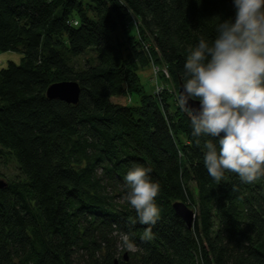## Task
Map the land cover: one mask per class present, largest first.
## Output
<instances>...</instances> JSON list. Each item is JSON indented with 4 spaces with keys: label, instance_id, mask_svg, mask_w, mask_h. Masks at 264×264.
Returning <instances> with one entry per match:
<instances>
[{
    "label": "trees",
    "instance_id": "trees-1",
    "mask_svg": "<svg viewBox=\"0 0 264 264\" xmlns=\"http://www.w3.org/2000/svg\"><path fill=\"white\" fill-rule=\"evenodd\" d=\"M234 15L233 0H0V51L23 56L0 70V162L18 170L0 168V264H264V176L212 178L214 138L140 78L164 67L182 83L189 47ZM65 81L78 104L47 97ZM128 94L137 106L113 101ZM134 164L160 184L151 239L125 198Z\"/></svg>",
    "mask_w": 264,
    "mask_h": 264
},
{
    "label": "clouds",
    "instance_id": "clouds-1",
    "mask_svg": "<svg viewBox=\"0 0 264 264\" xmlns=\"http://www.w3.org/2000/svg\"><path fill=\"white\" fill-rule=\"evenodd\" d=\"M233 7L234 19H218L213 38L201 35L189 47L178 103L194 137L214 138L203 145L208 174L219 181L230 171L251 184L264 176V0H233ZM150 173L134 164L123 176L128 204L149 226L143 239L160 217V184Z\"/></svg>",
    "mask_w": 264,
    "mask_h": 264
},
{
    "label": "rangeland",
    "instance_id": "rangeland-1",
    "mask_svg": "<svg viewBox=\"0 0 264 264\" xmlns=\"http://www.w3.org/2000/svg\"><path fill=\"white\" fill-rule=\"evenodd\" d=\"M122 37H123L122 31L116 32L112 36L113 42L117 44L118 41L123 40ZM22 58L23 56L19 53L0 51V70L6 68L10 62L20 65L22 63ZM165 69L166 72H163V74L161 75L162 77L161 76L159 77L160 79L158 80V82L160 88H164L173 95L170 100H171L172 109H175L176 107L179 106L178 103L179 83L173 79L169 70L167 68ZM154 71H155L154 67L145 68L140 71L141 83L144 85L145 89L150 93L156 92L157 89V85L153 83V80L156 79ZM139 97L136 96L134 97L128 94L127 96L113 97V101L125 105L128 104L129 106H137V104L140 102L139 100L141 99V96ZM6 162L7 164H4ZM6 162L4 160L0 162L1 171L5 176L2 177L4 182H7L6 179L12 178L18 173L17 167L11 159Z\"/></svg>",
    "mask_w": 264,
    "mask_h": 264
},
{
    "label": "water",
    "instance_id": "water-1",
    "mask_svg": "<svg viewBox=\"0 0 264 264\" xmlns=\"http://www.w3.org/2000/svg\"><path fill=\"white\" fill-rule=\"evenodd\" d=\"M182 83H179L178 98L181 92ZM81 94L80 85L74 81H65L52 84L47 90V97L49 99H56L66 102L68 104L76 105L79 102ZM190 106L198 107L199 101H189ZM4 184L0 182V188H3ZM173 209L176 214L180 216L186 223L189 229L192 228L195 213L189 209L185 204L177 202L173 204Z\"/></svg>",
    "mask_w": 264,
    "mask_h": 264
},
{
    "label": "built area",
    "instance_id": "built-area-1",
    "mask_svg": "<svg viewBox=\"0 0 264 264\" xmlns=\"http://www.w3.org/2000/svg\"><path fill=\"white\" fill-rule=\"evenodd\" d=\"M154 68H155L154 73H155V76H156L155 84L157 85V89H156L155 94L156 95H162V93H163V91H165V89L164 88H160L158 80H159V77L163 74V72H166L165 71L166 69L165 68L164 69L162 68L160 70L159 68H156L155 66H154Z\"/></svg>",
    "mask_w": 264,
    "mask_h": 264
}]
</instances>
